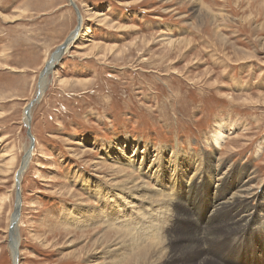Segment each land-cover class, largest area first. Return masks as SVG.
<instances>
[{"label":"rangeland","instance_id":"1","mask_svg":"<svg viewBox=\"0 0 264 264\" xmlns=\"http://www.w3.org/2000/svg\"><path fill=\"white\" fill-rule=\"evenodd\" d=\"M160 159L163 177L147 170ZM128 175L181 183L197 206H217L221 184L252 186L240 213L264 230V0H0V264H14V239L17 264H199L198 247L168 253L92 221L105 199L130 212L153 197L114 184ZM215 242L207 256L223 264Z\"/></svg>","mask_w":264,"mask_h":264},{"label":"bare ground","instance_id":"2","mask_svg":"<svg viewBox=\"0 0 264 264\" xmlns=\"http://www.w3.org/2000/svg\"><path fill=\"white\" fill-rule=\"evenodd\" d=\"M81 17L79 22L82 21ZM79 24L81 26V23ZM76 33L77 32L72 33L71 36L67 38L64 50L61 49V46H63L61 45L59 48L55 49L54 53L50 54V59L48 58V61L45 60V66L43 67L44 69L42 72V79L40 81L39 88H41L42 85L47 82L49 73L56 65L55 63L58 61V59L61 58L65 52H67L68 47L70 44H72L74 38L76 37ZM221 129H224L225 131V127H221ZM30 158L31 153L29 152V149H27L25 151L21 164V170L19 171L17 179H20V176L22 175L24 169H26L25 166H27ZM128 166L129 165L126 167ZM160 166H162L161 159L158 161L157 167L150 164L147 167V170L148 172H151L157 176L161 174L160 176L163 177L166 173H163V169L159 168ZM153 169L155 170L152 171ZM119 171L124 177V169L120 168ZM193 172H195L193 174H196L198 171L193 170ZM170 176L172 177V174ZM176 179H178V177H176ZM170 180V182H174L173 177ZM124 181H127V183L120 181L115 182L114 184H121V190H124L127 187H135L138 190L141 188L150 189L153 192V197H134V200H138L139 203H137V201L128 202V208L131 210L130 212L127 209H123L122 211L119 210L117 212H110L109 207L117 208L118 201H115L112 198V201L109 202V200L105 199V204L102 208L103 211L101 210L102 216H99L97 211L94 210L91 212L92 221L100 220L103 224H106V227H108L110 230L120 234L134 236V238L143 240L144 243L147 241L149 242L152 239H156L155 242L160 243V246L163 249H168V251H166L168 253L175 252L173 247H176L177 250H180L178 251L179 255L190 253L196 254V247H198L201 250V253L205 254L204 257L200 258V260H202L199 261V264H216L207 256V254L213 255L214 252H212V249H207V247H205V240L211 239L216 240V242L213 244L217 245V247L224 244L225 241L227 242L226 257L222 256L223 264H264V242H261V240H264V230L262 228L255 227L254 215H251L252 218L249 221L246 220V214H241L242 212H247L241 208L246 207L245 203L242 202V199L246 198L247 196L251 197L253 195L252 186H249L248 188H245L246 186H240L237 188V190H231V192L227 189L228 186L223 187L226 185L221 184L220 188H216L214 191L216 192L214 198L217 196L218 200L220 199L217 201V206L214 207L212 204L208 206L206 200H204L201 205L197 206L194 201H198L200 198L193 196L195 194L194 192L191 193V199L193 200H188L189 203H186L185 201L182 202L179 199V195L188 190L185 186H183L181 183L179 184L178 182L176 185L174 184L177 187L176 189H174V185H171L172 187L169 191H164V189L161 188L156 189L149 187L148 184L145 185L146 183L153 182L152 179L145 180L142 177H135L134 180L128 175V178ZM153 186L155 187V182ZM208 192L211 193L210 190H208ZM122 194H124V192L121 193V195ZM227 194L230 195L228 196ZM15 202V209L17 210L20 201L18 200ZM140 202H142V205ZM169 207H171V214ZM246 209L248 210L249 215V210L251 209L247 207ZM16 210L10 220V223L12 224L13 221L16 219V222L18 220L17 217H19ZM200 210L201 212L204 210L208 211L209 216L206 219L203 218ZM108 213L110 215L115 213L114 219L111 221L108 220ZM80 214L81 213H76V215L73 216V219H77V216ZM104 214L105 221L103 222L102 217ZM173 218H176L177 222H174L175 220H173ZM182 218H185L187 222L186 224L184 223L186 231L183 233V238L181 240L179 237H175L177 233H174V227L179 222L182 224L181 220L184 221ZM112 227L115 228L112 229ZM15 230L13 234H15ZM12 237L14 239L13 235ZM17 245L18 244H16L15 239L12 249L10 244V250L12 251L11 256L13 257L14 264H17ZM230 257L234 259L229 260L228 258Z\"/></svg>","mask_w":264,"mask_h":264},{"label":"water","instance_id":"3","mask_svg":"<svg viewBox=\"0 0 264 264\" xmlns=\"http://www.w3.org/2000/svg\"><path fill=\"white\" fill-rule=\"evenodd\" d=\"M78 19L80 20V16H79V14H78ZM79 23H80V22H78V26H77V28H76V30H75L74 32H77V31L79 30ZM74 32H73V33H74ZM65 45H66V42L63 44V46H61V49H62V50H64ZM16 211H17V214H18V209H17ZM14 224H15V223H14Z\"/></svg>","mask_w":264,"mask_h":264}]
</instances>
